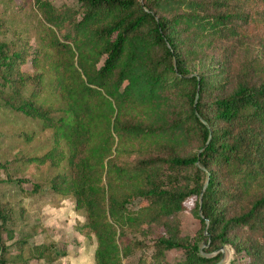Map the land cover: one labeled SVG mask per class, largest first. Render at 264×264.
I'll return each instance as SVG.
<instances>
[{"label": "trees", "instance_id": "1", "mask_svg": "<svg viewBox=\"0 0 264 264\" xmlns=\"http://www.w3.org/2000/svg\"><path fill=\"white\" fill-rule=\"evenodd\" d=\"M249 1L77 0L75 7L33 0L41 21L30 58L35 72L19 73L21 52L0 48L3 80L32 84L25 98L15 101V92L11 106L52 129L51 149L29 160L65 159L69 172L55 188L82 212L78 228L95 239L94 264H125V230L176 212L191 193L201 195L197 207L213 248L229 243L245 264H264V82L239 80L227 91L229 79L216 81L217 72L189 75L183 66L197 50L179 40L187 32L204 51L228 38H264V0L241 8ZM183 84L191 90L173 103L172 91ZM135 142L199 143L194 153L171 154L170 164L201 163L206 184L178 191L149 182L145 160L132 166L115 160ZM136 198L138 207L130 208ZM0 218L6 220L1 210ZM158 244L186 249L173 264L209 260L195 243L159 238Z\"/></svg>", "mask_w": 264, "mask_h": 264}, {"label": "rangeland", "instance_id": "2", "mask_svg": "<svg viewBox=\"0 0 264 264\" xmlns=\"http://www.w3.org/2000/svg\"><path fill=\"white\" fill-rule=\"evenodd\" d=\"M78 6L77 0H53ZM253 1L241 5L246 8ZM238 3H235L236 6ZM40 17L33 0H0V48L11 49L24 56L18 64L19 73H34L31 56L37 41ZM182 47L197 50L194 59L184 63L189 75L203 71L217 72L218 78H228L226 90L235 82L250 79L264 82V38L236 37L216 41L201 51L196 37L180 31ZM17 68V64H16ZM222 70V74L219 73ZM17 72H14L16 75ZM224 74H227L224 75ZM17 76V75H16ZM215 81V82H216ZM29 79L24 82L4 81L0 72V210L6 220L0 218V264H94L95 239L80 232L78 225L84 221L80 210L74 208V198L61 194L56 188L61 174L69 172L65 159L47 160L36 164L30 157L41 156L52 147V129L42 128L40 120L11 106L10 99L16 94L25 98L32 89ZM16 88V91H12ZM192 86L183 84L172 91L173 103H180ZM221 91L216 88L214 92ZM117 156L119 163L134 165L145 160L149 164V182L165 183L173 190L206 184L208 169L199 162L197 166H173L170 155H186L196 152L199 143L182 148L140 144ZM200 150V149H199ZM198 150V151H199ZM201 195L191 193L182 200L183 207L169 215L160 216L155 223L137 231L125 230L126 250L122 254L125 264H173L187 256L184 247L163 249L159 238H170L184 243L197 244L199 253L208 262L195 264H245L244 253H236L229 243L213 248L209 242L202 213L197 204ZM140 198L129 203L138 207ZM235 207V206H232ZM238 207V206H237ZM198 209V210H197ZM201 232L205 236H201ZM239 236V231H235Z\"/></svg>", "mask_w": 264, "mask_h": 264}]
</instances>
